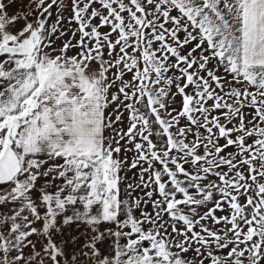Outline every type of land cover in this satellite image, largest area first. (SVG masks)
<instances>
[{"label": "snow or ice", "instance_id": "1", "mask_svg": "<svg viewBox=\"0 0 264 264\" xmlns=\"http://www.w3.org/2000/svg\"><path fill=\"white\" fill-rule=\"evenodd\" d=\"M0 264H264V0H0Z\"/></svg>", "mask_w": 264, "mask_h": 264}]
</instances>
